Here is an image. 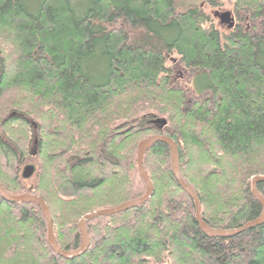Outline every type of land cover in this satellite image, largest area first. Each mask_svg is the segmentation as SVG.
<instances>
[{
    "label": "trees",
    "instance_id": "16d2710c",
    "mask_svg": "<svg viewBox=\"0 0 264 264\" xmlns=\"http://www.w3.org/2000/svg\"><path fill=\"white\" fill-rule=\"evenodd\" d=\"M233 5L240 26L222 33L175 0H0V184L46 201L61 249L80 248L85 214L146 193L137 150L152 135L175 141L210 228L260 216L264 0ZM173 54L194 90L173 82ZM143 167L151 197L88 220L90 245L74 258L49 244L37 203L0 194V264H264V223L224 237L201 229L168 144L152 145Z\"/></svg>",
    "mask_w": 264,
    "mask_h": 264
},
{
    "label": "water",
    "instance_id": "95a60500",
    "mask_svg": "<svg viewBox=\"0 0 264 264\" xmlns=\"http://www.w3.org/2000/svg\"><path fill=\"white\" fill-rule=\"evenodd\" d=\"M221 23H229L230 27L233 26V20L230 17V12H221L217 13ZM159 122H164L162 119L159 120ZM165 142L166 144L169 145L172 153V168H173V173L177 179V181L180 183L182 188L193 198L195 208H196V220L198 224L200 225L201 229L209 236L211 237H224V236H230L234 235L237 233H240L242 231H245L247 229L254 228L262 223H264V197L263 195L259 192L257 185L260 182H264V175H255L251 179V192L254 197H256L261 205H262V212L260 216L252 221H249L239 228L231 229V230H217V229H212L210 228L202 219L201 215V202L196 194V192L193 190L191 186H189L187 183L184 182L180 175V169H179V155H178V148L175 143V141L167 136L163 135H152L149 136L145 139H143L139 145H138V150H137V168L142 176V178L146 182L147 186V191L146 193L138 199L128 201L122 205H119L114 208H104V209H99L95 212L87 213L85 214L79 223L81 234H82V243L79 249L73 250V251H65L61 249L55 239L54 232H53V225H52V217L50 213V209L45 202V200L39 196H35L32 194H22V195H13L10 194L1 184H0V194L1 196L7 200V201H12V202H34L37 203L43 210L44 216L47 221V226H48V241L49 244L53 247V249L60 254L61 256L65 258H74L77 257L81 254H83L89 247L90 245V240H89V235H88V230H87V221L91 220L95 217H98L100 215H111V214H116L121 211L128 210L130 208L139 206L141 204H144L152 195L153 193V183L152 180L148 174V172L144 169L143 167V157L145 152L151 148L152 145H154L156 142ZM34 166L33 165H28L25 167L23 171V176L24 178L30 177L34 173Z\"/></svg>",
    "mask_w": 264,
    "mask_h": 264
},
{
    "label": "rangeland",
    "instance_id": "374dc122",
    "mask_svg": "<svg viewBox=\"0 0 264 264\" xmlns=\"http://www.w3.org/2000/svg\"><path fill=\"white\" fill-rule=\"evenodd\" d=\"M81 1V0H79ZM178 4V7L180 10H184L190 7H199L203 3L204 0H175ZM234 3V0H221L220 6L216 7L219 11H222L221 7L225 9H230ZM204 12H206L210 17H212L213 9L208 7L207 5H204V7L201 8ZM218 19L211 18V23L214 25V27H221V25L218 24ZM234 26V23H233ZM232 26V27H233ZM222 28V27H221ZM220 30V29H219ZM221 31V30H220ZM224 33V31L222 32ZM168 60V65L173 66V72H174V80L173 82L177 85L184 86L190 90H194L195 85H193V76H190L187 72V69L184 67V65L179 61V57L176 54L170 55ZM8 63L11 65V60H8ZM10 68V67H9ZM196 87V86H195ZM149 137V136H148ZM141 142V141H140ZM46 202V201H45ZM48 205V204H47ZM49 207V206H48ZM49 242V241H48Z\"/></svg>",
    "mask_w": 264,
    "mask_h": 264
},
{
    "label": "flooded vegetation",
    "instance_id": "af4514ba",
    "mask_svg": "<svg viewBox=\"0 0 264 264\" xmlns=\"http://www.w3.org/2000/svg\"><path fill=\"white\" fill-rule=\"evenodd\" d=\"M204 5H207L208 7H210L211 9H213L212 17L215 18V19H218V20H219V21H218V24L221 25V27H222V28L219 27V29H220L221 31L229 32V31H231L233 28H235V27H237V26H240L239 16L236 15V12H235V9H234V5H232V7H231L230 9L228 8V9H225V10L221 7L222 11H219L218 8H216V7H218V6L213 7V6L210 5L206 0L203 1V3L201 4L200 8L204 7ZM221 5H222V4H221ZM219 6H220V5H219ZM221 12H230V17H231V19L233 20V23H234V26H233V27H230V24H229V23H221V21H220L218 15H217V13H221ZM239 13L242 14V15L244 16V13H243L242 11L239 12ZM248 16H249V15H245V18L248 19V18H249ZM212 17H211V18H212ZM246 26H247V28L249 27L248 24H247Z\"/></svg>",
    "mask_w": 264,
    "mask_h": 264
}]
</instances>
